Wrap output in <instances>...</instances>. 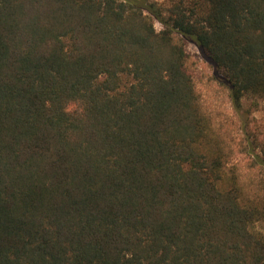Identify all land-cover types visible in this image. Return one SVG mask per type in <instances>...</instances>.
<instances>
[{
	"label": "trees",
	"instance_id": "16d2710c",
	"mask_svg": "<svg viewBox=\"0 0 264 264\" xmlns=\"http://www.w3.org/2000/svg\"><path fill=\"white\" fill-rule=\"evenodd\" d=\"M178 35L264 99V0H0V264H264Z\"/></svg>",
	"mask_w": 264,
	"mask_h": 264
},
{
	"label": "rangeland",
	"instance_id": "374dc122",
	"mask_svg": "<svg viewBox=\"0 0 264 264\" xmlns=\"http://www.w3.org/2000/svg\"><path fill=\"white\" fill-rule=\"evenodd\" d=\"M168 6L179 0H150ZM186 1V0H184ZM188 1V0H187ZM155 28L161 25L154 21ZM187 54L186 67L199 95L202 111L209 117L215 139L222 145L226 163L237 173L247 194L264 191V99L244 94L235 107L221 71L215 70L188 39L177 36ZM72 107V106H71ZM256 228L264 232V222Z\"/></svg>",
	"mask_w": 264,
	"mask_h": 264
}]
</instances>
